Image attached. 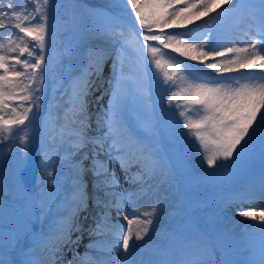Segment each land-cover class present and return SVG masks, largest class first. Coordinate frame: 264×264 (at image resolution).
<instances>
[{
  "label": "snow or ice",
  "instance_id": "6c2138e0",
  "mask_svg": "<svg viewBox=\"0 0 264 264\" xmlns=\"http://www.w3.org/2000/svg\"><path fill=\"white\" fill-rule=\"evenodd\" d=\"M113 6L123 11L114 14ZM126 54L133 57L127 72ZM54 63L63 97L45 115ZM91 104L99 105L95 112ZM133 105L141 110L135 127L128 121ZM262 110L264 0H111L109 8L85 0H0V165L19 152L12 171H0V264H17V256L20 264H264V211L243 208L264 200V168L221 198L235 220H201V202L185 209L181 200L171 223L156 230L159 244L145 241L158 201L119 223L125 204L180 183L167 146L179 135L209 176L237 170L257 147L264 159ZM42 125L41 187L34 191L24 172ZM58 166L70 172L59 190ZM49 215L55 226L34 231ZM85 233L81 255L73 246Z\"/></svg>",
  "mask_w": 264,
  "mask_h": 264
},
{
  "label": "bare ground",
  "instance_id": "6f19581e",
  "mask_svg": "<svg viewBox=\"0 0 264 264\" xmlns=\"http://www.w3.org/2000/svg\"><path fill=\"white\" fill-rule=\"evenodd\" d=\"M102 1H107V0H102ZM117 8H119V7H117ZM224 8H229V7H226L224 5ZM212 15H215V14L213 13ZM206 19H209V17H205L204 18V20H206ZM204 20H201V21H199L197 23H199L200 25H203ZM190 27H192V28L195 29V25H192ZM170 31H173V29L170 30ZM175 31H177V30H175ZM236 35L239 36L243 40L244 39H247V38H244L243 35H242V33H240V32H237ZM129 56L130 55H126L123 58V68L126 71H128L129 68H130V66H131ZM131 63H132V60H131ZM110 64H111V61H109V64H108L109 67H110ZM108 65H106L104 69H106V67ZM108 69L106 70V73H104L105 76H107L109 74V70ZM209 71H211V70H209ZM234 75H238V74L237 73H234ZM66 76H67V74H66ZM56 85H59V84L56 83ZM158 93H159V90H158ZM98 94L99 93H96L95 95H98ZM62 97H63V93L59 89L55 93L54 99H52L54 101V107H55V105H59L61 103ZM104 97H106V99L102 100L100 103L103 104L106 107L107 104H108V102H109V96L106 95ZM89 99L94 100V96L93 97H90ZM98 107H99V105L91 104L89 106V111L90 112H95ZM94 119L95 118L93 117V121H94ZM128 121H129V123L133 127L135 126V121H131V120H128ZM172 121L175 123L176 128L178 130H180L179 118L173 116ZM93 126L95 127V123L94 122H93ZM186 157L189 158V160H187L186 163L192 165V168L195 171L196 176L197 177H201V176L203 177V180L202 181L199 180V182H200L199 189L200 190H203V187H205V186L212 187L214 189L212 191V193L210 194L211 195V197H210L211 200L217 201L218 198H216V196H220L222 198L227 192H229V190L230 191L233 190V189L231 190V188L228 187L227 185L219 182L220 181L219 176L217 178L215 177V175H218L217 173L215 175L209 176L208 173L211 170H207V171L203 172V170H205L206 167L201 164V160H200L199 155H198V153H197V151H196V149H195L194 146H187V153L185 154V158ZM253 159L254 160H258V159H260V157L257 156V155H254ZM4 162L6 163V161H4ZM261 163L264 165V160H262ZM115 167H116V165H115ZM0 171H3L4 175L7 176L12 171V169H7L5 167V164L4 165L2 164V165H0ZM117 171L119 172L118 167H117ZM232 171H234V170H232ZM256 172H258L257 168H256ZM69 175H70V172H69L68 169L64 168L63 166H58L57 173H56V177L60 179V184L62 185L61 187H63L64 185H66V183L68 181V178H69ZM252 176L253 175H251L250 178ZM40 177H41V175H40ZM182 177H183L181 179L182 182H184L186 184V186L189 187L188 189H191L190 195L192 196L191 193L193 192V184L196 182V179L194 177V173L191 174V175H188V176L186 174H182ZM40 181H41V178L38 181V188L41 187ZM166 189H167V191H166ZM89 191H90V194H91V187H89ZM163 192L166 193L167 195L163 194ZM168 196L170 198H174L175 201L172 202L168 198ZM182 197H183V192L179 189L178 186H176V185H170V184H164L163 186L160 187L159 191L155 195H153L152 193H149L142 200H140L138 203H136L137 206H140V208H143V211H145V210H148L151 206H153V201H158L159 202L155 206L157 207V212H158V215H159L158 217H159V220L160 221L156 219L157 220L156 221L157 223H154L153 224V226H156V227H153L150 230L148 236L145 237V241H148L150 244H159L161 242V232L160 231H156V230H162L166 225H168L169 223H171V221L173 219L172 213H173L174 209L176 210L177 205L182 200ZM200 197L201 198H197V199L194 198V203L195 202H201L200 206L201 205H205V206H202V207L199 206L198 207L199 210H204L206 213H211V209L218 210L219 212H220V210H222V207L221 206L216 207V208L215 207H212V206H210V202L204 201L202 199L203 197L202 196H200ZM256 204H260V202L256 200L253 203L244 204L243 205V208L245 210H248L247 208H250L251 209L252 208L251 205H256ZM183 206H184L185 209L187 208V207H185L184 204H183ZM134 209H136L135 204H125L124 210L122 211V213L124 214V216L125 215H129V212L134 211ZM228 209L231 210V211H233V208H228ZM251 210H254L255 212L257 211L256 210V207H253ZM89 211L92 212L93 214L95 213V211H97V209H93L91 207V201H90V204H89ZM143 211L135 212V213H137L139 215ZM256 213L259 214L258 212H256ZM114 214H115V212H113V216H114ZM81 215H83V213ZM221 215H222V219H224V216L225 215H227L229 218H231L233 220L237 219L232 213H229V212L221 213ZM140 218L143 219L142 216H140ZM129 219H133V217L131 215H129ZM238 219L240 221H243L245 218L239 217ZM47 221H48L47 217L46 218L45 217H42L41 218V221H40V224L42 226V229L44 230L45 233H47L48 230H49V226L46 224V223H48ZM248 221L251 222V223H255V222H253L251 220H248ZM84 223H85V227H86L87 226V222H84ZM122 225H126V221L123 220V224ZM54 226L55 225L53 224V221H51L50 222V227H54ZM236 227L237 228H242L243 225L242 224H239V225H236ZM75 235L76 234L74 233L73 234V239L75 238ZM149 237H151V240H149ZM89 240H90V237L87 235V233H85L84 236H83V239H82L81 243L79 244V246L78 247L77 246H73V247L75 248V250L78 253H80L81 255H83V253L86 251L85 246L88 244ZM145 241H141L140 243H144ZM38 255H40V253H38ZM72 255L73 254H72L71 251H66V254L64 256V259L65 260H71L72 259Z\"/></svg>",
  "mask_w": 264,
  "mask_h": 264
},
{
  "label": "rangeland",
  "instance_id": "374dc122",
  "mask_svg": "<svg viewBox=\"0 0 264 264\" xmlns=\"http://www.w3.org/2000/svg\"><path fill=\"white\" fill-rule=\"evenodd\" d=\"M87 4L89 5H92V6H97V7H102V8H109L110 7V4H111V0H107V1H102V0H85ZM91 2V3H90ZM110 10L115 14V13H120L123 11V9H121L120 7L117 8L116 6H113L110 8ZM176 29H173V31H175ZM167 51V50H166ZM127 55V54H126ZM125 55V56H126ZM176 55V54H174ZM129 59H130V64L132 66V63H131V60H133V57L132 56H129ZM189 63H194V62H191L189 61ZM106 66V65H105ZM130 66V67H131ZM109 68V69H108ZM109 70L110 72V67L109 65L106 67V69H104V73H106V70ZM126 71V70H125ZM147 71V70H145ZM127 72V71H126ZM67 73L64 74L65 76V79L67 78L66 76ZM61 76H60V72L59 70L57 69L55 63L53 64V73L49 75V77L47 78V81H46V86H47V89H53V95H55V93L60 89V85H56L55 81H57L58 79H60ZM49 82L50 85H49ZM52 82H53V86L51 87L52 85ZM147 82V81H146ZM66 86V84H65ZM151 91L153 92L154 95H157L159 94L158 93V90L156 89L155 85L153 84L152 88H151ZM47 93V92H46ZM46 95V94H45ZM54 98V96H53ZM106 99V97L103 98V100ZM53 101V100H52ZM105 102V101H104ZM53 107H54V101H53ZM141 115V110L138 106L136 105H133L130 109H129V115H128V120H131V121H135L137 120V118ZM173 119V117H172ZM173 124H175L173 121H172ZM135 127V126H134ZM177 134L179 135V130L177 129ZM165 136H167V130L165 131ZM186 143H189L187 141H185L184 137L182 135H179V139L177 141H174L173 144L176 148H178L179 150H176L174 148V146L172 145H167L168 148H169V151L172 153V157H173V161L175 162V166L177 169H179V171L181 172V175L182 174H186L184 173V171H186V168L190 165V164H187L186 161L189 160L188 157L185 158V154L187 153V147L184 148L185 144ZM162 147L165 146V144H162L161 145ZM187 146H192L191 144L187 145ZM3 146H0V148H2ZM13 147L15 148V145H13ZM182 148L184 151H182ZM196 149V148H195ZM260 154L259 152V148L257 147V149L254 151L253 155H258ZM19 156V152L17 151H13L10 155H7L6 158L4 159V161H6V163L3 161V165L5 164V167L7 169H13L14 166H15V162L17 160ZM251 158V157H250ZM250 158H248L247 160H245L241 166L237 169V170H227L226 171V179L229 180V182H232L233 180H236L238 177L242 176V174H244L243 172V168L245 166V164L250 160ZM201 164L203 166L206 167V169L204 171H207V170H211V169H208L207 166L201 161ZM113 166L115 167V164H113ZM191 166V170L193 169L192 168V165ZM220 177H222V173L221 172H218L217 173ZM218 175H215V177L217 178ZM198 179V181H196L194 184H193V192L191 193L192 196L190 195V192H191V189H188L189 187L186 186V184L184 182H182V180L180 181L179 184H175L176 186L179 187V189L183 192V197H182V200L184 202V205L185 207H188L189 204H192L194 203V198L197 199V198H201L200 196H202L203 200L204 201H208L210 202V206L212 207H219L221 206V197L220 196H216L217 201H214V200H211V193L212 191L214 190L212 187H203V190H200L199 189V185H200V181L203 180V177H196ZM221 180V178H219ZM56 180H57V184L56 187L57 189H61L62 185L60 184V179L56 177ZM239 180H243V178H240ZM221 182V181H219ZM60 187V188H59ZM205 188V189H204ZM167 191V189H166ZM89 194H90V191H89ZM163 194L167 195L166 193L163 192ZM168 198L172 201L174 198H170L168 196ZM203 201V202H204ZM89 204H90V201H89ZM171 204V203H170ZM173 208V207H172ZM142 209V208H141ZM171 209V208H170ZM175 211V209H174ZM229 212V213H232L233 214V211L229 210V209H222L220 210V212L218 210H214V209H211V213H206L204 210H199L196 208V212H195V215L201 219V220H208V219H212L214 221H216L217 223H224V219H222V215L221 213H226ZM159 215H157L156 219L159 220ZM47 219H48V223H46L49 228H50V222L53 221L54 217L52 215H49L47 216ZM154 220V223H157L156 221L157 220ZM160 221V220H159ZM158 221V222H159ZM153 227H156V226H153Z\"/></svg>",
  "mask_w": 264,
  "mask_h": 264
}]
</instances>
